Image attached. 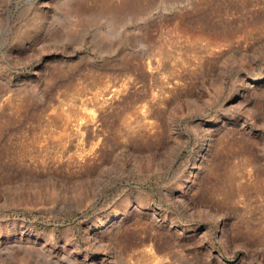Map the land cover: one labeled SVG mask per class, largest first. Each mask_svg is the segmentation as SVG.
Instances as JSON below:
<instances>
[{"label":"rangeland","instance_id":"1","mask_svg":"<svg viewBox=\"0 0 264 264\" xmlns=\"http://www.w3.org/2000/svg\"><path fill=\"white\" fill-rule=\"evenodd\" d=\"M0 264H264V0H0Z\"/></svg>","mask_w":264,"mask_h":264}]
</instances>
